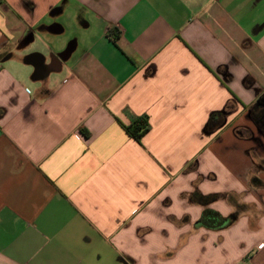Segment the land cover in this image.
I'll use <instances>...</instances> for the list:
<instances>
[{
    "label": "crops",
    "instance_id": "crops-1",
    "mask_svg": "<svg viewBox=\"0 0 264 264\" xmlns=\"http://www.w3.org/2000/svg\"><path fill=\"white\" fill-rule=\"evenodd\" d=\"M0 264H264V0H0Z\"/></svg>",
    "mask_w": 264,
    "mask_h": 264
},
{
    "label": "trees",
    "instance_id": "trees-1",
    "mask_svg": "<svg viewBox=\"0 0 264 264\" xmlns=\"http://www.w3.org/2000/svg\"><path fill=\"white\" fill-rule=\"evenodd\" d=\"M122 127L136 141H140L141 137L148 131L146 118L134 120L130 125Z\"/></svg>",
    "mask_w": 264,
    "mask_h": 264
},
{
    "label": "rangeland",
    "instance_id": "rangeland-1",
    "mask_svg": "<svg viewBox=\"0 0 264 264\" xmlns=\"http://www.w3.org/2000/svg\"><path fill=\"white\" fill-rule=\"evenodd\" d=\"M69 18H70L69 14H63V15H60L56 19V22H58L57 24H60L64 28V32L60 35H55L54 38H56L58 41L65 43L64 50L67 49L68 44L72 40L69 38H73V37H71L72 36L71 28L67 25Z\"/></svg>",
    "mask_w": 264,
    "mask_h": 264
}]
</instances>
